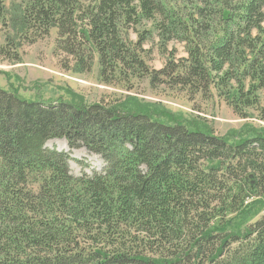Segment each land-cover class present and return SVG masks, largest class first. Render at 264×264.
I'll return each mask as SVG.
<instances>
[{
  "label": "trees",
  "instance_id": "16d2710c",
  "mask_svg": "<svg viewBox=\"0 0 264 264\" xmlns=\"http://www.w3.org/2000/svg\"><path fill=\"white\" fill-rule=\"evenodd\" d=\"M23 3L22 32L57 28L63 51L83 64L89 49L110 71L136 67L124 27L153 20L163 39L187 42L176 85H214L241 117L258 107L264 0ZM129 97L29 100L0 86V264H264V216L253 220L264 207V128L219 136L199 117ZM52 139L99 155L104 169L73 175Z\"/></svg>",
  "mask_w": 264,
  "mask_h": 264
},
{
  "label": "rangeland",
  "instance_id": "374dc122",
  "mask_svg": "<svg viewBox=\"0 0 264 264\" xmlns=\"http://www.w3.org/2000/svg\"><path fill=\"white\" fill-rule=\"evenodd\" d=\"M0 17V86L29 100L56 102L58 99L80 103L115 102L130 96L141 104H153L156 111L166 110L174 118H200L213 127L216 135L224 136L245 125L264 128V91L260 90L258 107L247 108L249 117L236 114L233 107L220 97L217 88L202 92L197 87L178 84V66L189 57L187 42L179 38L163 39L153 20L125 28L124 42L137 59L136 67L102 68L95 54L85 50L87 62L63 51L57 28L48 34L34 30L22 32L23 0H3ZM195 19L199 20L195 15ZM200 21V20H199ZM123 31V30H122ZM144 36L143 40L140 37ZM175 65V66H174ZM178 68V70H176ZM166 69V73H163ZM175 69V71H174ZM174 71V72H173ZM155 78V79H153ZM174 83H173V82ZM130 102L129 100H127ZM49 148L67 152L71 172L75 176L102 171L104 160L86 148L71 149L66 139H52ZM264 216V207L253 220Z\"/></svg>",
  "mask_w": 264,
  "mask_h": 264
}]
</instances>
